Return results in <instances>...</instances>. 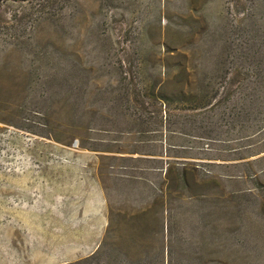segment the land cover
I'll use <instances>...</instances> for the list:
<instances>
[{"label":"rangeland","instance_id":"obj_1","mask_svg":"<svg viewBox=\"0 0 264 264\" xmlns=\"http://www.w3.org/2000/svg\"><path fill=\"white\" fill-rule=\"evenodd\" d=\"M56 144L129 176L76 264H264V0L0 1V173Z\"/></svg>","mask_w":264,"mask_h":264},{"label":"crops","instance_id":"obj_2","mask_svg":"<svg viewBox=\"0 0 264 264\" xmlns=\"http://www.w3.org/2000/svg\"><path fill=\"white\" fill-rule=\"evenodd\" d=\"M42 149L71 162L56 170L0 173V264H76L96 254L113 224L110 185L127 181L126 170H91V151L61 144ZM167 165L161 170H170V158ZM147 170L131 178L145 182Z\"/></svg>","mask_w":264,"mask_h":264},{"label":"trees","instance_id":"obj_3","mask_svg":"<svg viewBox=\"0 0 264 264\" xmlns=\"http://www.w3.org/2000/svg\"><path fill=\"white\" fill-rule=\"evenodd\" d=\"M0 1H8V0H0Z\"/></svg>","mask_w":264,"mask_h":264}]
</instances>
